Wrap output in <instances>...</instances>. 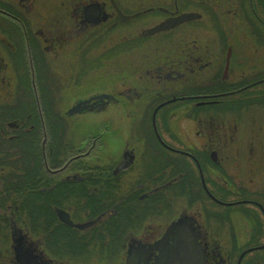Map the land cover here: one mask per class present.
<instances>
[{"label": "flooded vegetation", "instance_id": "obj_1", "mask_svg": "<svg viewBox=\"0 0 264 264\" xmlns=\"http://www.w3.org/2000/svg\"><path fill=\"white\" fill-rule=\"evenodd\" d=\"M181 218L264 264V0H0V263L126 264Z\"/></svg>", "mask_w": 264, "mask_h": 264}, {"label": "water", "instance_id": "obj_2", "mask_svg": "<svg viewBox=\"0 0 264 264\" xmlns=\"http://www.w3.org/2000/svg\"><path fill=\"white\" fill-rule=\"evenodd\" d=\"M184 20H181L182 22ZM166 27L159 26L154 30H151L148 34H154L158 31H162ZM86 107L75 106L71 114H77ZM203 184L204 180H203ZM60 219L66 224L73 226L69 216L56 210ZM176 233L178 240L173 246L168 245V239ZM164 240L151 246L138 245L131 246L128 251V257L126 264H150V257L155 251L159 252L156 257L155 264H206V257L203 247L199 245L198 238L195 235L194 229H192L186 221L181 218L179 222L170 225L167 235L164 236ZM31 251H23L20 247H16L15 256L19 264H44L39 263L37 259L32 255Z\"/></svg>", "mask_w": 264, "mask_h": 264}, {"label": "rangeland", "instance_id": "obj_3", "mask_svg": "<svg viewBox=\"0 0 264 264\" xmlns=\"http://www.w3.org/2000/svg\"><path fill=\"white\" fill-rule=\"evenodd\" d=\"M28 84L29 83H27V85ZM23 89H25V88H23ZM85 115H82L83 117L80 119L81 122H82V124H81L82 127L86 128L89 131H94L95 130V127H96V122L98 120V117L97 116H93V115H90V116H85ZM187 126H189V128H188V130L186 132ZM183 128H184L183 131H184L185 135L191 134V132H192L191 131L192 130V126L188 125L186 122H183ZM232 153L234 154V155H232L233 157H235V158L238 157L237 153H234L233 151H232ZM254 219L247 218V221H246V224H245L246 232H244L246 235H250L251 234L247 229H249L250 227L254 226V223L257 222L256 227H259L260 226V222H258V221L255 222ZM92 254L94 255L93 252H92ZM257 257L260 258V256H257Z\"/></svg>", "mask_w": 264, "mask_h": 264}, {"label": "trees", "instance_id": "obj_4", "mask_svg": "<svg viewBox=\"0 0 264 264\" xmlns=\"http://www.w3.org/2000/svg\"><path fill=\"white\" fill-rule=\"evenodd\" d=\"M41 112H42V114L43 115H50V110H49V108H47V107H45V106H43V105H41Z\"/></svg>", "mask_w": 264, "mask_h": 264}]
</instances>
